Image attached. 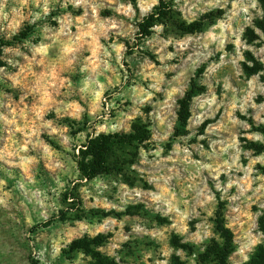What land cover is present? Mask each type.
Wrapping results in <instances>:
<instances>
[{
	"label": "clouds",
	"instance_id": "obj_1",
	"mask_svg": "<svg viewBox=\"0 0 264 264\" xmlns=\"http://www.w3.org/2000/svg\"><path fill=\"white\" fill-rule=\"evenodd\" d=\"M0 264H264V0H0Z\"/></svg>",
	"mask_w": 264,
	"mask_h": 264
}]
</instances>
